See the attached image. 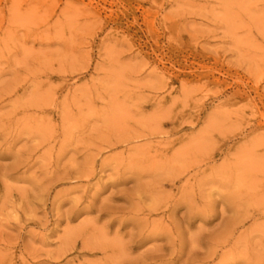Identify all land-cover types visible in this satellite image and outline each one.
<instances>
[{
  "label": "rangeland",
  "instance_id": "rangeland-1",
  "mask_svg": "<svg viewBox=\"0 0 264 264\" xmlns=\"http://www.w3.org/2000/svg\"><path fill=\"white\" fill-rule=\"evenodd\" d=\"M0 264H264V0H0Z\"/></svg>",
  "mask_w": 264,
  "mask_h": 264
}]
</instances>
